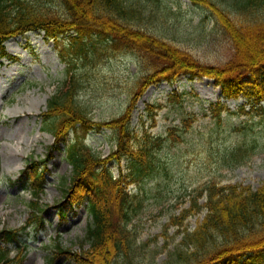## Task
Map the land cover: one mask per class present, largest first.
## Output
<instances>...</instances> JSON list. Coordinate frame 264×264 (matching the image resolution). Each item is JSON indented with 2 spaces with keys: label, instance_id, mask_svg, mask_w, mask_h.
Returning <instances> with one entry per match:
<instances>
[{
  "label": "rangeland",
  "instance_id": "obj_1",
  "mask_svg": "<svg viewBox=\"0 0 264 264\" xmlns=\"http://www.w3.org/2000/svg\"><path fill=\"white\" fill-rule=\"evenodd\" d=\"M153 2L157 14L144 20L147 31L164 36L205 64H223L230 57L231 43L212 21H205L207 29H199L205 10L189 0ZM165 19L167 30L161 25ZM55 44L43 32H27L8 40L6 51L11 56L0 58V230L21 227L35 213L33 210L37 214H40L37 208L44 211L43 226L33 221L31 229L20 234L21 241L28 246L25 264H48L55 240L72 249L89 246L84 234L90 218L83 205L68 206V221L57 215L55 205L62 202V187L68 185L72 172L63 152L55 151L46 164L45 190L39 207H32L29 191L13 183L27 160L42 161L54 141L53 134L42 129L40 113L47 109L48 99L66 74ZM61 44H67V39H61ZM137 79V68L128 52H104L97 65L83 76L78 99L97 122L111 121L130 110L131 127L139 137L145 132L164 136L170 126L181 125L183 119H188L191 127L183 140L180 136L174 138L175 134L168 135L177 143L164 142L156 148L151 158L146 159L153 167L149 171L145 166L147 170L126 188L139 195L141 201L128 224L134 229L135 242L140 246L139 254H135L140 260L137 264H176L180 258L176 250L183 236L181 231L186 227L193 230L205 215V210L192 212L182 224H173L171 215L190 204L186 195L189 191L213 179L221 184L248 185L252 189L264 183V109L251 110L249 104L240 109L244 97H223L220 87L207 77L160 80L150 84L140 97L136 92ZM174 92L178 95L173 96ZM133 99H136L135 106L128 107ZM216 100L232 111H223L220 121L209 108ZM147 104H151L148 109ZM78 127L67 135L69 139L76 134L84 136L86 143L102 156L115 149L111 129ZM128 163L129 160L122 158L109 167L117 176L129 171ZM197 200L204 203L205 197ZM72 211L76 215L70 219ZM4 242L0 239L1 245ZM6 247L13 249L14 242ZM104 253L102 250V264H107L104 255L110 262L111 252ZM54 264L77 263L61 258ZM114 264H121V258Z\"/></svg>",
  "mask_w": 264,
  "mask_h": 264
},
{
  "label": "trees",
  "instance_id": "obj_2",
  "mask_svg": "<svg viewBox=\"0 0 264 264\" xmlns=\"http://www.w3.org/2000/svg\"><path fill=\"white\" fill-rule=\"evenodd\" d=\"M193 1L208 10V19L231 43L230 57L223 64L200 63L164 36L146 31L144 20L157 14L153 0H0V53L3 52L2 41L10 35L35 28H43L47 35L53 36L73 30L79 36L84 35L83 39L87 38L86 46L77 45L69 63L81 62L82 67L76 68L77 71L97 65L99 56L108 50L128 51L135 56L142 73L140 89L156 78L181 72L207 75L215 79L226 96L241 95L252 107L259 105L260 100H264V0ZM205 21L203 18L200 21L201 30L207 29ZM161 25L167 30V19L161 21ZM210 30L216 34L215 28ZM62 54L65 57L63 51ZM82 79L74 75L72 81L64 85L65 89L62 86L50 98L48 109L42 114L43 128L53 131L56 138H63L61 142L66 144L65 132L76 123L85 128L108 126L117 146L107 159L126 157L130 175L138 174L148 162L146 159L151 158L158 140L177 143L168 136L156 139L144 134L138 137L131 130L128 112L111 121H94L77 100ZM184 128L187 129L186 125ZM176 136L175 133L174 138ZM65 148V156L72 165L71 182L65 190L67 200L80 198L81 189L93 187L88 203L93 221L88 232L92 246L88 260L102 264L103 250L111 252L110 262L104 255L107 264H114L119 257L121 264H136L139 256L135 254L140 246L135 244L126 223L137 213L141 201L125 193L121 180H112L103 167L102 172L92 170L95 163L104 162L99 154L76 140L67 143ZM40 172L35 170L33 178L36 197L42 187ZM203 192H206V200L199 204L196 198ZM191 197V206L183 208L172 222L180 225L187 214L202 209L206 212L193 230L187 227L183 230L176 250L180 257L176 264H264V183L253 190L248 185L210 182ZM13 260L6 257L5 252L0 253V264L20 263L19 259L16 263Z\"/></svg>",
  "mask_w": 264,
  "mask_h": 264
}]
</instances>
